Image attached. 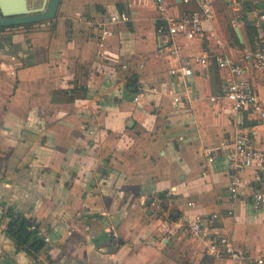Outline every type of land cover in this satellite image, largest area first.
<instances>
[{"label":"crops","instance_id":"0c3cea01","mask_svg":"<svg viewBox=\"0 0 264 264\" xmlns=\"http://www.w3.org/2000/svg\"><path fill=\"white\" fill-rule=\"evenodd\" d=\"M243 1L247 15L257 10L261 18L264 0ZM231 5L217 3L215 17ZM111 12L130 19L113 26L101 56L92 22ZM247 15L249 29L237 26L233 39L218 40L215 17L206 37H177V54L157 32L154 0H62L53 20L0 26V264H264V205L254 206L264 192L261 171H240L233 198L228 152L213 161L205 153L248 131L264 147V120L209 99L227 85L228 71L196 66L190 87L200 96L187 110L163 92L141 105L132 100L186 57L226 51L239 59L256 50L260 28L250 29ZM248 76L264 98V72L252 66ZM8 205L50 237L36 256L7 237ZM196 217L204 236L190 232ZM224 236L263 263L215 254L211 241Z\"/></svg>","mask_w":264,"mask_h":264},{"label":"built area","instance_id":"2783aa9c","mask_svg":"<svg viewBox=\"0 0 264 264\" xmlns=\"http://www.w3.org/2000/svg\"><path fill=\"white\" fill-rule=\"evenodd\" d=\"M159 11V27L157 32L165 36L171 42L169 52L178 53L176 38L180 36L195 38L206 37V24L213 21L215 7L219 2L227 4H238L242 0H174L175 3L183 5H197V9L187 12H172L168 0H154ZM130 19L126 12H111L104 14L92 25L97 29L98 43L101 47L100 54L105 56V48L109 38L113 34V26L128 22ZM264 22V14L261 15ZM259 28L262 26L258 23ZM104 48V49H103ZM216 65L218 68L228 71L230 79L227 85L218 93L209 96L212 103L231 104V111L235 115L247 113L258 119L264 120V98L258 93L254 83L248 76L250 68L254 66L264 72V35H261V42L253 52H245L239 59L226 51H219L204 56L186 57L169 69V78L163 79L154 85L141 84L133 94L132 100L136 105H141L143 97L148 94H159L172 98L176 110H187L199 99L200 93L190 87V80L195 75L196 66L210 67ZM160 106V104L158 105ZM228 152L229 167L236 174L232 176L230 191L233 198H236L242 178L240 171L255 167L259 169L264 177V147L254 139L251 132H241L232 139L222 141L219 147L206 148L205 153L209 161H213L217 151ZM254 206L259 209L264 205V192H257L254 195ZM35 228V225L33 226ZM191 234L201 237L206 234L204 221L196 217L191 221ZM38 234L48 243L50 237L43 229H38ZM211 251L215 254H227L233 260L244 261L248 258L252 263H263V259L247 255L237 249L230 237H216L211 241Z\"/></svg>","mask_w":264,"mask_h":264},{"label":"water","instance_id":"95a60500","mask_svg":"<svg viewBox=\"0 0 264 264\" xmlns=\"http://www.w3.org/2000/svg\"><path fill=\"white\" fill-rule=\"evenodd\" d=\"M62 0H0V26H20L55 19ZM264 6V1L259 7ZM238 36L243 41L240 29ZM116 243V242H115Z\"/></svg>","mask_w":264,"mask_h":264},{"label":"trees","instance_id":"16d2710c","mask_svg":"<svg viewBox=\"0 0 264 264\" xmlns=\"http://www.w3.org/2000/svg\"><path fill=\"white\" fill-rule=\"evenodd\" d=\"M251 10V8H250ZM27 24L26 26H30ZM252 40L253 35L251 36ZM239 42V40L237 39ZM240 43V42H239ZM240 45H242L240 43ZM74 98V96H73ZM167 192H161V198L166 197ZM176 218L175 215H172ZM8 219L6 225V235L12 240L19 251H24L27 254L36 256L45 246V239L38 234L40 229L37 221L28 217L21 209L15 205L4 207L1 214V220ZM35 225V228L33 226Z\"/></svg>","mask_w":264,"mask_h":264},{"label":"rangeland","instance_id":"374dc122","mask_svg":"<svg viewBox=\"0 0 264 264\" xmlns=\"http://www.w3.org/2000/svg\"><path fill=\"white\" fill-rule=\"evenodd\" d=\"M247 6L245 5L244 1L243 2L241 1L238 4H233L229 7L227 6V7L220 9V11L216 14V17H215L216 18L215 21L217 22L216 25H218L219 28H221V30H219L218 32V34L220 35L219 36L220 39L217 36L218 40L220 41L225 40L226 35H228L229 37L231 36V38L233 39L232 35L234 34L235 28L237 26H240L243 32L244 31L246 32V29H249L247 27L245 28V26H247V21L244 19V16L247 15V11H246ZM250 13L247 15V19L249 22L252 23L249 26L250 29L254 30L257 28L253 25V23L262 24V22L260 21L261 18L259 17L257 10L250 12ZM261 35H264V25L260 27V33L255 39V41L256 40L258 41V46H259V43L261 42ZM247 43H249L248 40H247ZM218 44L222 45L221 43H218Z\"/></svg>","mask_w":264,"mask_h":264}]
</instances>
